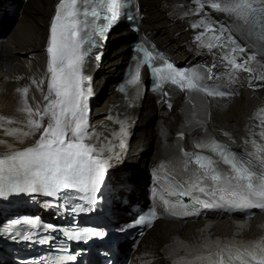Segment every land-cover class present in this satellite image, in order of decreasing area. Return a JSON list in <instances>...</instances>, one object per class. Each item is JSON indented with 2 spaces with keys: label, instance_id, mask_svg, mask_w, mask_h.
Here are the masks:
<instances>
[{
  "label": "snow or ice",
  "instance_id": "snow-or-ice-1",
  "mask_svg": "<svg viewBox=\"0 0 264 264\" xmlns=\"http://www.w3.org/2000/svg\"><path fill=\"white\" fill-rule=\"evenodd\" d=\"M78 0H58L54 16L50 22V36L47 41V72L50 74L48 84V95L44 97L47 104L42 114L37 106L39 120L29 119V132L23 136L39 133L36 142L23 150H11L0 158V196L6 193H36L42 191L48 196H56L62 190H77L89 193L88 202L95 203V193L104 179L105 172L109 166L108 159H101L103 149L99 152L95 146L85 143L90 139L88 132V109L86 91L91 89L83 87L82 65L85 56L96 46L93 33L96 37L105 38V31L121 15V9L125 7L127 0H92L94 7L89 12L85 7L81 12L77 8ZM198 6L197 14L205 8V3L210 2V8L216 12L227 14L233 22H237L245 28L258 30L260 40L264 41V0H194ZM94 18L91 32L85 34L84 39H78V16ZM103 19L105 23L97 25L95 22ZM193 28H204L206 32H212L213 41L208 47H227L231 53L238 55L247 53V46H241L232 31L224 24L213 28L212 23L201 20L192 25ZM218 33V34H215ZM197 40L202 36L198 35ZM88 44L87 50L82 51L83 45ZM138 53L143 54L142 60L137 62L134 75L127 81L129 85L138 86L141 81V64L149 66L162 90L163 102L170 110L173 105L170 102L169 91H164L165 83L178 86L180 90L188 91V102L195 108L192 95L204 94L208 97H226L231 92L210 89L202 84V77L197 71L180 70L159 53H154L148 48L141 47ZM99 59V55L95 57ZM225 60L233 70H242L251 73V61H256V54L244 57L237 63L235 57L225 55ZM157 61L159 64L157 65ZM215 67V65H213ZM208 79H211L209 70ZM257 79V77H253ZM264 81V75L258 77ZM264 86V85H260ZM249 87H254L249 83ZM29 89L23 88L27 94ZM123 91V89H122ZM202 103L206 101L201 100ZM27 104V101L24 102ZM32 116V110L25 108ZM45 117L47 121L45 123ZM112 119L111 116L107 117ZM0 119H4L0 117ZM11 123V121H9ZM117 123L123 125L122 121ZM17 129H10L9 135L16 133ZM69 133L71 135L69 136ZM228 135V133H225ZM183 139L184 133L178 134ZM259 136L264 141V119L260 122ZM123 146V145H121ZM197 149L210 148L224 165L230 167V173L216 167L217 161L210 156L190 154L183 152L184 169L188 170L189 161L199 166L194 171V179L191 180L192 190L199 191L210 200L196 198V203L205 208L228 206L237 209L258 208L264 210V173L251 169L245 162L237 159L236 155L227 150L225 145L210 139L208 143L198 142ZM264 154V148L261 149ZM94 153H96L94 155ZM206 182H210L206 183ZM182 194H187L182 192ZM83 211V207L80 209ZM173 215L195 214L187 210L173 212ZM148 216H141L138 224L151 226L154 219L158 218L155 210H150ZM16 223H20L17 221ZM32 223V221H27ZM58 229H53L56 231ZM143 234V233H141ZM69 239L76 241L87 240L89 237H102V232L95 230L66 232ZM193 259L186 264H234L239 260L240 264H264V241H253L249 245L237 247L232 244H223L219 239L212 241L211 245L205 244L201 249L191 253ZM66 259L75 260V256Z\"/></svg>",
  "mask_w": 264,
  "mask_h": 264
},
{
  "label": "bare ground",
  "instance_id": "bare-ground-1",
  "mask_svg": "<svg viewBox=\"0 0 264 264\" xmlns=\"http://www.w3.org/2000/svg\"><path fill=\"white\" fill-rule=\"evenodd\" d=\"M53 1L28 0L22 18L14 25H11L4 15L0 17V28L10 26L9 42L0 45V117L4 118L0 119V158L11 150H23L32 146L39 138V133L30 136H23V133L30 131L28 127L30 118L39 120L40 117L36 114L37 106L42 114L47 104L44 97L48 95L50 74L47 72L48 56L45 46L49 35ZM141 2L148 15V29L157 31L161 45L175 51L178 58L188 54L199 55L212 67L215 65L212 69L213 89L232 94L223 98L212 97L210 125L218 137L230 146L242 145L253 116L264 107V86H260L264 85V81L258 79L264 75V60L257 58L256 61H251L250 67L253 69L251 73L233 70L224 59L225 55L235 57L239 63L248 54L242 53L237 56L227 47L209 48L207 45L214 42V33L206 32L204 28H193L192 25L201 20L205 23L211 22L213 28H217L218 25L205 9L197 14L198 6L194 0H141ZM120 29L125 27L116 25L110 29L109 39L101 49L100 58L96 59L94 56V59H88L85 65L84 72L86 76H90V82H85V89L90 88L91 91L85 93L90 139H85L84 142L95 146L98 152L103 149L100 158L109 160V170L117 169L118 173L129 171L128 181L135 186L143 181L141 178L143 169L152 151L154 154L151 161L159 154L161 146L158 131L151 124L157 113V107L151 97L147 95L136 107L128 109L111 91L110 85L115 82L114 77L120 73L122 62L127 56L122 49L127 43L119 36ZM198 35L202 36L201 40L196 39ZM192 38L196 39L195 43ZM120 40H123V43ZM249 83L254 87H249ZM144 84L147 85L146 81ZM25 87L29 89L27 94L23 93ZM103 91L107 92L104 95L105 99L93 108V113H90ZM25 108L32 110L31 117ZM108 116L112 119H108ZM117 120L122 121L123 125L117 123ZM46 121L47 117L45 123ZM167 121L169 126L174 128L178 125L179 118L171 114ZM10 129L18 131L9 135ZM127 131L129 136L125 149V143L119 136L123 138L121 133ZM137 187L136 189H139ZM7 208L8 206L0 203V215L7 213ZM257 217L250 224L243 225L241 230L236 229L232 221L224 220L213 225L209 232H203L201 223L187 224L180 231L175 224L158 222L146 237L149 252L146 259L150 264H163V257L159 251L175 234H181V237L191 242L197 241L200 237L222 240L232 237L251 239L263 236L264 218Z\"/></svg>",
  "mask_w": 264,
  "mask_h": 264
},
{
  "label": "rangeland",
  "instance_id": "rangeland-1",
  "mask_svg": "<svg viewBox=\"0 0 264 264\" xmlns=\"http://www.w3.org/2000/svg\"><path fill=\"white\" fill-rule=\"evenodd\" d=\"M120 41H121V43H123V40H120ZM147 83H148V82H147ZM101 95H102V98H103V97H104V95H105L104 91L102 92V94H101ZM93 106H94V105H93ZM95 106H97V105H95ZM95 106H94V107H95ZM154 120H155V118H154ZM154 120L152 121V123H151V124H153ZM149 154H150V152H149ZM149 154H148V155H149Z\"/></svg>",
  "mask_w": 264,
  "mask_h": 264
}]
</instances>
